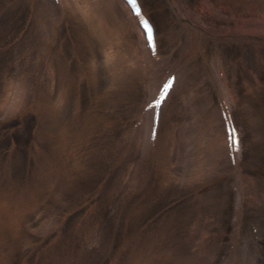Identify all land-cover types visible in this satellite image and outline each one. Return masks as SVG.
<instances>
[{
  "label": "rangeland",
  "instance_id": "rangeland-1",
  "mask_svg": "<svg viewBox=\"0 0 264 264\" xmlns=\"http://www.w3.org/2000/svg\"><path fill=\"white\" fill-rule=\"evenodd\" d=\"M203 1L182 0L189 10L188 16L193 19L195 17L194 20H198V24L199 19L203 17L205 23L202 28L206 26L210 31L216 29L215 32L224 33L234 25L240 29L242 26H254L257 23L260 27L263 23L261 19L264 15V0H216V5L228 9L227 13L224 11L221 16L206 10L208 7ZM49 3L50 0H0V25L6 24L5 31L9 29L6 32L0 31V35H3L0 38V76L3 71L7 74L26 72L28 80L33 77L31 72L37 73L38 76L33 81L32 88L24 94L15 91L7 96L8 88L1 87L0 82V101L5 95L7 98L3 105L0 104V197H10L9 193H12L13 189L17 193L20 190L17 196L21 194L27 199V206L31 204L37 212L28 215L29 220L24 219L21 222V230L16 235L8 233L4 229L6 223L1 221L0 242L4 248L0 244V252L3 249L2 257L6 260L4 261L7 264H77L76 250L77 253L83 250L85 256L78 264H88L92 256L94 261H99L98 264H133L127 260L132 250L127 246L133 239L136 240L139 232L143 233L142 225H146V228L156 235H162L165 225L161 217L164 219L169 215V221L174 217L176 222L183 220L182 224L179 223V230L177 228L173 239L180 242L177 245L171 242H168V245L160 244L159 241L149 244L148 248L153 249L144 251L145 254H152L148 260L142 255L143 264H264V47L261 48L263 52L256 51V48L254 52L252 48L251 57L234 40H231L229 47L228 44H218L217 39H214L218 48L214 49V45L207 42V57L204 59L202 53L197 56L199 61H196V57H191L187 66L182 65L181 75H178L176 70L181 68L176 67V63L181 60L180 54L186 41L173 42L172 38L182 33L181 27L175 29L176 34L166 35L172 38L167 39L168 42L165 39V42L158 46V53L150 55L140 29L136 28L137 22L130 19L129 11L126 10V24L120 29L117 28L114 34L117 37L115 42H118L115 46L120 50L121 57L127 58H123L127 68H135L133 78L125 77L128 83L123 85L121 81L124 79L113 75L110 79L107 76L106 68L110 69L111 65L104 67V64L101 66L99 63L101 67L96 78L99 82L92 83V95L87 84L82 82V89H79V110L76 112L73 109L70 112V115L77 117L82 112L85 115L84 120L81 126L69 128L65 124L69 113L65 110L59 117L50 120L48 113V116L37 113L42 107L40 104L36 105L39 99L34 97L35 104L29 100L34 91L37 92L36 97L55 96L58 100L62 83L69 80L68 76L62 75V70H57L58 68L53 71L52 78L47 76L50 73L43 65H48L49 58L53 59L57 67V53L61 69L69 66L68 73L71 76H75L77 71H84L87 72L85 77H89L90 71L81 67L82 64H86L91 55L105 59V50L102 52L101 46L104 44H101L100 40L90 50L87 41L74 38L77 32L68 24L61 23L56 37L53 33V16L50 15L53 10ZM161 6L159 4L160 8ZM32 10L36 14L32 19L38 24L35 30H38L34 32V25L30 24L31 31L27 34L29 27H26L28 25L23 23L20 16L29 22V12ZM158 13L160 14L156 18L159 30L163 27L165 30L166 26L175 22L171 21L173 16L171 20L164 15L160 17L166 13V9L159 10ZM16 15L19 16L18 20L14 18ZM10 17H13V20ZM45 22L48 23L47 29ZM40 23L42 26H39ZM123 30L124 33L121 34ZM71 36L73 38H70ZM34 37L40 41L38 45L31 47ZM91 39L95 40L94 37ZM46 40H51L50 44H47ZM26 43L31 49L34 48L30 57L24 52H28ZM105 45L113 49L107 42ZM14 48L19 49L15 52H19L20 57L13 52ZM59 48L62 49L63 56L57 52ZM93 50L97 54H93ZM132 52L136 53L139 59L143 53L144 57H148L142 59L143 61L140 59L145 71L141 68L138 70L140 65L135 67L132 62H127ZM35 61L39 62V67ZM217 65L225 72L223 77L216 71ZM139 73L142 76L144 74V77L139 76ZM169 73L177 74L178 80L174 94H170L167 108L165 107L166 110L158 124V137L151 144L148 137L152 129V117L148 113L145 119L141 120V112L143 105L151 99L150 93L157 90L160 82L168 77ZM135 74H138L139 78ZM228 94L230 96L226 97ZM93 95L97 96L96 100L91 99ZM180 96H183L185 101L180 100ZM223 96L227 106H231L242 130L239 132L241 148L235 155L238 159L235 168L232 166L233 161L226 158L225 150L222 152L224 154L220 155L219 148L217 152L207 146L208 143L211 144L208 140L213 136L217 141L221 136L223 139L226 136L224 124L217 112L220 105L215 102ZM83 124L91 132L86 135L84 133L80 138L79 148L83 154L78 156L77 148L75 147L74 151L68 149L69 144H65V139L70 138L72 141V135ZM99 125L106 126L107 130L103 132ZM65 129L70 130L69 137L63 136ZM166 134L167 138L163 139L165 141L162 140V143L159 138ZM172 143L177 146L172 148ZM182 144L184 147H181ZM147 147L153 150L149 161L148 157L144 160L145 153L148 152ZM182 148L187 151H181ZM207 149L213 151L212 154ZM185 152H189L188 156L191 152H196L201 158L208 159L209 164L203 167L210 172L195 177L194 180L190 174L185 175L188 172L185 166L181 165L183 161L187 163L182 155ZM66 153L70 156L67 157L68 163L63 159L66 158ZM117 158L123 159L122 164L115 160ZM60 160L72 171L66 172L64 169L66 173H58ZM162 162L168 163L172 169V183H164ZM129 163H136L139 167L150 164L151 170L145 181L149 184L148 187L139 186L143 175L141 170L136 169L135 174L132 173L131 176L124 174L129 168ZM145 173L147 174V168ZM135 182L138 187L134 186ZM17 187L20 189L17 190ZM135 188H139V191L135 192ZM138 198L145 200L141 207H137ZM154 199L155 202H152ZM78 201L80 203L77 205ZM11 203L15 204V200L12 199ZM60 217L65 218L61 225ZM114 221L122 223L123 226L127 224L126 230L122 229L121 224L114 228ZM157 222H160V225ZM257 223L262 226L258 228L261 229L260 241L253 232ZM60 227L62 231L58 240L54 233ZM111 231L113 237L121 235L119 239L113 238L119 243L114 249L124 245L129 252L117 255L114 253L118 258L114 256L109 259L111 253L109 251L110 254H106L108 245L104 239ZM204 232L208 234L204 236ZM234 235L238 246L241 247V261H237V257L234 258L233 252L229 250ZM51 240L55 248L52 256L47 252L41 253L40 250L50 249L48 245H51ZM59 242L62 243L61 246L58 245ZM166 246L175 247L176 250ZM65 247L68 253L75 252L74 256L65 257ZM138 250L143 251H136ZM159 250L163 252L160 253ZM34 256L39 259L35 260ZM2 257L0 261L3 260ZM231 257L234 259L231 260ZM101 259L104 261H100Z\"/></svg>",
  "mask_w": 264,
  "mask_h": 264
},
{
  "label": "bare ground",
  "instance_id": "bare-ground-1",
  "mask_svg": "<svg viewBox=\"0 0 264 264\" xmlns=\"http://www.w3.org/2000/svg\"><path fill=\"white\" fill-rule=\"evenodd\" d=\"M212 1L214 2L216 0H204L203 1V4H205L208 7L206 10L210 11L211 13H213V15H218V16H221L222 13H224V11H225V13H227V10H228L227 8L223 9L222 7L216 5L215 2L213 4ZM31 2H33V1H31ZM222 2H223V0H222ZM139 3H140V6H141V10L143 12V15H138L137 11L134 12V13L132 12L131 8L133 6L129 2V0H50V3H49L50 5L49 6H51V10H53V11H51L50 15L52 14L51 17L53 16V18H54V19L52 18L53 33L56 35V37L58 35V29L61 28L60 25H62V24L71 25L77 32V33H75L76 36H74V38H78L79 41L80 40L82 41V39L87 41V44H88L87 47L90 50H92L94 44L98 43V41L100 40V43L104 44V45L101 46V50H102V52L105 50V56H104L105 59H99L95 55H91V57H89L90 59H88L89 61L86 64L84 62L82 64V66H81V67L87 68V70L90 71L88 73L89 77H85L87 75L86 74L87 72H84V71H79V72L77 71V73H75L77 75V77H76V75L75 76L74 75L71 76L68 73L69 72L68 71L69 66H64L63 67V68H65L64 69L65 71L63 69H61V64L59 62V57H58L57 53L55 55V57H56L55 59L56 60L58 59L57 67H56V63L53 62V59H49L48 58V60H49V61H47L48 65H45V66L43 65V68L45 67V70H47V72L50 73L47 76H51V78H52L53 71H56V68H58L57 70H62V71H60L62 73V75L68 76L69 80H65V82L62 83V85H61L62 90H61V94H60L61 96H59L60 99H58V100L56 99L55 96L53 98H50V97H48V98L36 97L37 92L36 91H34V92L31 91L33 93H32V96L29 98V100L34 102V97H35V98L39 99L38 102H36V105L37 106L39 104L42 105L40 111L37 110V111H39V112H37L39 115L44 116V114L47 115V113H48V115L51 116L50 120H54V118L59 117L61 112H63L64 110L67 113H69V114H70L71 110H73V109H75V111L77 112L79 110L78 106H80V102H79V92H80V90L79 89H80V87L82 89V86H81L82 82L87 84L88 88L90 89L89 92L92 95V92L94 91L93 87H91L92 83L93 82L96 83L97 81L99 82V80L96 79L97 75H98L97 71L100 70V67L103 64H104V67L111 65L110 69L108 67L106 68V70L108 72L107 76L110 79H112V75L115 76V77L118 76L120 79H124V81H121V83L123 85H125V84L128 83V82L125 81L126 80L125 77H128V79L133 78L132 75L134 74L135 68L133 70L131 68H127V63L123 60V58L124 59H127V58H125V56L121 57L120 50H118L116 48V46H115V43H118V42H115L117 40L116 39L117 37L114 34H115L116 30L120 29L124 24H126V19H125L126 15H127V11L126 10L129 11L130 19L133 20V21H136L139 18H143L144 19L145 13L147 12L148 8H149V10L151 9V14L149 16V19L146 18L145 20H147L148 23H150L152 31L154 32V35H156V33H155L156 32V30H155L156 28L154 27L153 22H152L151 19H152L153 15L154 16L159 15V14H157L158 9H156L157 10L156 12L153 10L154 3H156V4L158 3V4L162 5L161 6L162 9H166V13L165 14H161L160 17H164L165 16V17L169 18V20H171L170 19V18H172L171 16L174 17L173 20H171V21L172 22L175 21V22L172 23V24L170 23L168 26H166V28H165L166 29V34L164 33L165 34L164 37H165L166 40L167 39L169 40L172 37L166 38L167 37L166 35L174 34L175 33L174 32L175 29H177L178 26L181 27V31H182L183 34L181 33L180 35H178V34L175 33L176 37L172 38V40L174 39L173 42H177V41L180 42L181 40H185L186 41V43H184V46L182 48L183 49L182 53L180 54L181 60L178 61V63H176V65H178L176 67L180 66V68H181V70H176V73L178 75L179 74L181 75V71L183 69L182 65L188 64L189 63L188 61H189V59L191 57H196L195 58L196 61L197 60L199 61V57H197L198 55H202L203 54L204 55V59L207 57L206 56L207 55V42H211V44L214 45V49H216V48H218L217 47L218 44H220V45L228 44V46H229V45L232 44L231 40H234V42L237 43L238 45H241L243 47V50L246 51V54L247 55L250 54L249 56H251V57H253L251 55V53H252L251 49L252 48H253L254 52H255V48H256V51L261 52L262 51L261 48L264 47V29H263V27H264V15H263V17L261 19L263 23H262V25L260 27L257 26V25H259L258 23L254 24V26H249L248 25V27L245 25L244 27L242 26V28H240V29H238V27H236L237 25H234L231 28H229L230 30L225 31L224 33L223 32L222 33H217V32H215L216 29L210 31L206 26L204 28H202L203 27L202 25L205 23V21L203 20V17L201 19H199V24H198V20L197 21L194 20L195 17L193 19V17L188 16L189 10L186 9L187 8L186 4L184 5L181 0H158V2H157V0H139ZM150 4H153V6L150 5ZM163 4H167V6L164 7ZM228 5L230 7V4H228ZM49 6L47 5L48 9H50ZM247 6H251V5H247ZM161 8L159 7V9H161ZM32 12H29V14H30L29 17H28V18H30L29 22H26L24 17L20 16V19L23 21V23L25 25H28L26 27H29L28 31H27V34H30L29 32L31 31L30 30L31 26H29L30 24H32V26L34 25V27L32 28L34 30H35V27H37V25H38L32 19L36 15V14H34L33 10H32ZM46 16L48 17L49 15H46ZM46 16H45V18H46ZM10 18H11V20H13V17H10ZM14 18L16 20H18L19 16L16 15V17H14ZM175 19H177V20H175ZM36 20H37V18H36ZM46 21H47V19H46ZM154 22L156 23L157 19ZM45 24L46 25H44V26L47 29L48 23L45 22ZM142 24H144V22ZM39 26H42V24L40 23ZM144 26H146V25H144ZM5 27H7L6 24L5 25L1 24L0 25V31L1 30L5 31V29H4ZM136 28H138V27H136ZM140 28L141 27L139 26V29ZM144 28H146V27H144ZM213 28H214V26H213ZM249 28H251V29H249ZM163 29H164V27H163ZM7 30H9V29H7ZM37 30L38 29H36L34 32H37ZM147 30L149 31L148 27L145 29V34L147 33ZM140 31H141V37L144 38V30L140 29ZM123 33H124V30L121 31V34H123ZM77 34H78V36H77ZM2 36L0 35V38ZM56 37H54V38H56ZM91 37H94L95 40H92ZM113 37L115 38V40H114ZM233 37H235V39ZM70 38H73V36H71ZM214 39L215 40L217 39L218 44H215V40ZM168 40H167V42H168ZM0 41H1V39H0ZM39 41L40 40H37V37H34L32 39L31 47H34L35 45H38ZM21 42L23 43V41H21ZM45 42L48 44L49 42H51V40L49 42L46 40ZM105 42H107V44H109V46L113 47V49L112 48L110 49V47L105 45ZM156 42H157V40H156V37H155V45L157 44ZM26 44L29 46L28 43H26ZM28 46H27L28 52H26V51H24V52H25V54H27L28 57H30V56H32L31 53H32L34 48L31 49V47L30 46L28 47ZM257 49H259V50H257ZM15 50H19V49L18 48H14V51H13L14 53H16ZM61 50L62 49L57 51L60 55L63 54V52ZM52 52H54V50ZM149 52L150 51H148V53ZM8 54H11V53H8ZM93 54H97V53L95 52ZM145 54H147V53L145 52ZM16 55L18 57H20L21 54H19V52H17ZM129 55H130V53H129ZM129 55H128V57H129ZM143 55H144V53L140 56L141 60L142 59L144 60V58L147 57V56L144 57ZM185 57H187V58H185ZM75 58L77 59V55L75 56ZM129 58H128L129 60L127 62H129V61L132 62V66L135 65V67H136V66L140 65L141 67L139 66L138 70L140 68H141L142 71L146 70L144 67H142V66H144V64H141V61H140L139 58H137L136 53L132 52ZM36 63H37V67H39V65H40V64H38L39 62L35 61V64ZM99 63H101L100 67H99V65H100ZM120 67H121V70L119 71ZM217 69L220 70V71L222 70L219 67ZM31 73L33 74V77L31 76V80H28V78L26 76L27 75L26 72H24L23 74L20 73V72L18 74L17 73H15V74L14 73L13 74L12 73L7 74L6 71H3V73H1L2 76H0V77H2V80L0 82L2 83L1 87H7L8 88L7 91H6L7 96H8V93L11 94V92L14 93L15 91L20 93V94H24V93H26L25 91H27L29 88H32V86L34 84L33 81L36 80L38 78V76H37V73H35V72H31ZM143 73L145 74L146 72H143ZM222 73L224 74L225 72H222ZM144 74L142 76L141 73H139V76L144 77ZM135 75L137 76L138 74H135ZM137 78H139V77L137 76ZM165 80L162 81L163 84H166ZM162 83H160V85H159L160 87L163 86ZM21 84H22V86H20ZM175 84H176V81L173 82V84L171 85V87L169 89L170 90L169 92H171L172 94H174L173 92L175 91V87H176ZM160 87L158 88V90L160 89ZM49 88H50V85H49ZM228 90L229 89L226 90L227 93H228ZM42 91H43V88L40 89V92H42ZM62 92H64V94ZM6 93L4 92V94H6ZM73 94H74V96H73ZM71 95L73 96V100H72V96ZM157 96L158 95L156 94V97L152 98L151 101L153 99L157 98ZM92 98L96 100L97 96L93 95V96H91V99ZM180 98H181L180 100L185 101V98L183 96H180ZM6 99L7 98H6V95H5V98H2V100L0 101V104L3 105L6 102ZM166 99H167V101L170 99L169 95L166 97ZM74 100H77V102H74ZM95 100H93V101H95ZM232 101H233V99H232ZM73 102H74V104H73ZM110 102H112V101L110 100ZM71 103H72V105H71ZM95 103H96V101H95ZM216 103L219 104L220 100H218V102H216ZM234 103H235V101H234ZM34 104H35V102H34ZM59 105H61L60 106L61 108L59 107ZM69 106H70V109H68ZM220 106H223V105H220ZM71 107H72V109H71ZM46 108L49 109L48 112L46 111ZM223 109H224V106H223ZM69 114L67 115V117L65 119L66 120L65 124L67 125V127L74 128L77 125L81 126L85 115H83L82 112H81V114H79L78 117L75 116L74 114H72V115H69ZM89 118L91 119V117H89ZM231 118L233 120L232 114H231ZM93 119H95V118H93ZM104 129L107 130V128H104ZM76 130L77 131L72 135L73 139H75V140L71 139L72 141H70V138H67V139H65V142H66L65 144H67V145L69 144V148L68 149H70L71 151L72 150L74 151V149L76 147L77 148V152H78V156H81L83 154V152L79 148L80 147L79 140L84 135V133H85V135L89 134L91 132V130L89 128H87V127L85 128V124H83V126L81 128L76 129ZM58 131H62V130H58ZM68 132H70V130L69 129H65L63 131V133H64L63 136L64 137L68 136L69 135ZM151 135H152V137H150ZM151 135L149 134V137L151 139L156 138V134H154L153 132H152ZM166 136H167V134L159 138L161 140V142H162L163 139L166 140V138H167ZM165 140H163V142ZM223 140H224L223 136H221V139H219L218 141H217V138L215 136H213L212 139L208 140V141L211 142V144L208 143L209 145H207V146L211 150L213 149V150L217 151V149L219 147H221V144L224 142ZM172 144H174L173 146H171L172 148L177 146L176 145L177 142H176V144L175 143H172ZM181 147H184V145L182 144ZM177 149H178V147H177ZM182 150L187 151L185 148H182L181 151ZM207 150L209 151V149H207ZM210 151H209V153L212 154L213 151L212 152H210ZM74 154H76V153H74ZM188 154H189V152H185V153L182 154V155L185 156V159L187 160L186 161L187 163H185L184 161H183V163L181 162V165L185 166V170H186V172H188V173H185V175L186 174H190L191 177L194 180L195 177L197 178L199 176H203V174H205V173L207 174V173L210 172V170H205L204 167H203L204 165H208L209 164L208 163V159L206 160L205 157L201 158V156H198V153H196V152L195 153L191 152V155H189V156H188ZM67 157H70L69 153L68 154L66 153V158L63 157L64 161L66 162V160H67V163H68L69 158H67ZM122 160H119L118 163L122 164ZM167 162L169 163V160H167ZM60 163H61V166L59 165V167H58V170H59L58 173L63 174V173H66L67 171H69V172L72 171L70 168L66 167L64 162L62 163V160H60ZM162 163L164 164V167L162 168V173H163V175H165L164 176V179H165L164 183H167V182H168L167 184H169V182L172 183L171 182L173 180V178H172V175H173L172 169L168 165V163H166V162H162ZM76 165H78V163L75 164L74 167ZM135 165H136V163H135ZM135 165H134V163L133 164L129 163L128 164L129 168L127 170H125L124 174H127V175L131 176V175H133L132 173L135 174V170L136 169H139V171H140L141 168H144V170H145V167H139L138 165H136V167H134ZM119 166H121V165L119 164ZM64 169L66 170V172L64 171ZM194 172H195V175H194ZM122 180L126 181L123 178H122ZM133 180H135V175L133 176ZM136 183L137 182L134 183L135 184L134 186L138 185ZM19 189L20 188L17 187V190H19ZM22 189H24V188H22ZM13 190H12V193L11 192L9 193L10 197L9 196L8 197H0V223H1V221L6 223V224H4L5 225L4 229L7 230L8 233H10V234L12 233L13 235H16V234H19V231L21 230L20 229L21 225H22L21 222H23L24 219L25 220H29L27 218V216L32 214V213H34V212H36L35 211L36 209L34 208V206H31V204H29L27 206V204H26L27 199L22 197L21 194L17 196V194L20 192V190H19L18 193L16 192V190H14V192H13ZM12 199L15 200V204L11 203ZM156 199H154L152 202H155ZM24 200H26V201H24ZM171 200H173V199H171ZM143 201L145 202V200L143 198H138L137 199V204L138 203L139 204H138V206L136 204V206L137 207H141V204H142ZM25 204H26V206H25ZM122 205H124V204H122ZM176 209H178V208H176ZM173 217L174 216L172 215L171 218H173ZM63 219H65V218L64 217H60V220H59V224L60 225L63 223V221H64ZM164 219L163 218L161 219V221L165 225L163 230H162L163 231L162 235H159L161 233H158L156 235L155 233L151 232L149 228L147 229L146 225H142L143 233L138 231L139 233L137 232L138 234L135 237L136 240L133 239V241L130 242L131 244L127 246V247L130 246V248L132 250L134 249L133 251L132 250L130 251L131 253L129 254V258L127 259L128 261L133 262V264H143L142 255H144V257H146L147 260H148L150 255L152 254V253L145 254L146 252H149V248L151 250L153 249V247H149L148 248L149 244L152 245V243L154 244V242H158V241H159L160 244H165V243L169 242V241H167L168 239H171V241H173L174 236L176 234V230L178 228V225H179V223L182 224L183 220H178L176 222L175 221V217H174L173 220L169 221V219H170L169 215H168V217H166ZM56 220H57V218H56ZM174 221H175V223H174ZM206 222H208V221H206ZM202 223H205V222H202ZM118 224H122V223L118 222ZM157 224L160 225V222H157ZM126 225L125 226L122 225L123 226L122 228L125 229V230H126V228H125ZM155 227L157 228L159 226H155ZM40 228H42V226H40ZM178 230H179V228H178ZM61 231H62V227L57 228L56 232L54 233L55 237L58 240L60 238L58 236L61 235ZM112 231H111V233H112ZM94 233H95V231H94ZM207 234L208 233L206 232L204 236H206ZM234 237H235V235H234ZM85 238H87V236ZM53 243L54 242H52L51 244L53 245ZM115 243H116L115 245L119 244L117 242H115ZM61 244H60V242L58 243L59 246H61ZM115 245L113 246L114 248H115ZM1 246H2V244H1ZM237 246H238V244L236 242V237H235L234 240L231 242V247H232V252H233V255H234L233 257L234 258L237 257V255H238V250L239 249H238ZM50 247L51 248L48 251L41 250L40 252L44 253V254L47 252V254L49 256H52V253L55 251L54 250L55 248L53 246H50ZM116 249H118V251H119L118 253H120V254H127L129 252V249L127 250L125 248V246H123V245H121V247L116 248ZM137 249H142L143 251H141V252L139 250L136 251ZM64 250H66V251H64V253H65L64 256L65 257H66V255L68 257L73 255L72 252L71 253L67 252V247H65ZM79 251H81V253H79V252L77 253L76 252L77 264L80 263L81 260H83L82 257L85 256L83 254V252H84L83 250H79ZM159 251H160V253L163 252V251L161 252V250H159ZM2 252H3V249L0 252V258L3 256ZM192 256H194V255H192ZM233 257H231V260L234 259ZM2 259H1L2 261H0V264H7L5 262L6 260L3 257H2ZM112 260H114V259H112ZM238 260H241V258L237 257V261ZM53 261L56 262V260H53ZM66 261H67V259L65 260V262ZM68 264H71V263L69 262Z\"/></svg>",
  "mask_w": 264,
  "mask_h": 264
},
{
  "label": "snow or ice",
  "instance_id": "snow-or-ice-1",
  "mask_svg": "<svg viewBox=\"0 0 264 264\" xmlns=\"http://www.w3.org/2000/svg\"><path fill=\"white\" fill-rule=\"evenodd\" d=\"M129 2L132 4V6H133L134 8L137 9V13H138V15H143V12H142V10H141V6H140V3H139V0H129ZM144 23H145V25L149 28V31H150V33H151V32H152L151 25L148 23L147 20H145ZM151 39H152V41H153V47H155V35H154V34L151 35ZM174 79H175V78H173V80H174ZM237 143H238V141H237Z\"/></svg>",
  "mask_w": 264,
  "mask_h": 264
}]
</instances>
